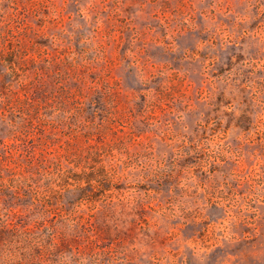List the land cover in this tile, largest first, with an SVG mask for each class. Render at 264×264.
Listing matches in <instances>:
<instances>
[{
	"label": "rangeland",
	"instance_id": "1",
	"mask_svg": "<svg viewBox=\"0 0 264 264\" xmlns=\"http://www.w3.org/2000/svg\"><path fill=\"white\" fill-rule=\"evenodd\" d=\"M0 264H264V0H0Z\"/></svg>",
	"mask_w": 264,
	"mask_h": 264
}]
</instances>
